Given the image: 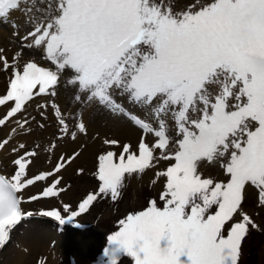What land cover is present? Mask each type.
<instances>
[{
  "label": "snow or ice",
  "instance_id": "obj_1",
  "mask_svg": "<svg viewBox=\"0 0 264 264\" xmlns=\"http://www.w3.org/2000/svg\"><path fill=\"white\" fill-rule=\"evenodd\" d=\"M0 26V249L26 203L79 228L154 174L157 198L119 219L102 264H240L264 231L248 208L255 193L264 213V0H0ZM101 119L140 135L101 139ZM90 138L97 184L74 205L66 174L86 173Z\"/></svg>",
  "mask_w": 264,
  "mask_h": 264
},
{
  "label": "rangeland",
  "instance_id": "obj_2",
  "mask_svg": "<svg viewBox=\"0 0 264 264\" xmlns=\"http://www.w3.org/2000/svg\"><path fill=\"white\" fill-rule=\"evenodd\" d=\"M7 28L9 37L11 29ZM38 63L47 64L39 55L36 56ZM97 129V130H96ZM103 131L101 139L107 136H115L122 141L136 142L140 133L133 128L112 124L107 119L97 120L93 125L92 132ZM94 134V135H95ZM3 133L0 132V136ZM87 161L77 162L86 169V173L77 178L73 170L66 174L68 183L73 187L65 198L66 202L78 201L86 192L96 188V178L93 175L96 162L95 156L101 148L100 140L88 139ZM74 168L76 165L73 166ZM154 174H148L141 180L133 179L123 191L119 201L105 199L100 201L90 214L76 218V222L82 227H76L75 223L59 225L50 218H44L37 213L46 209V205L31 202L24 207L34 213L32 218L22 221L14 229L9 243L0 249V264H102L106 258L103 249L107 247V237L118 229L119 219L135 210L141 211L148 206L151 199L157 198L162 184L157 181L151 183ZM27 199V196H25ZM249 211L254 215L257 223L264 224V213L259 212L255 193L250 194ZM54 242V246L52 244ZM37 243L36 246H34ZM27 249V251H25ZM66 259L65 263L63 260ZM121 264H134L129 257H122ZM240 264H264V231L253 230L242 245Z\"/></svg>",
  "mask_w": 264,
  "mask_h": 264
},
{
  "label": "bare ground",
  "instance_id": "obj_3",
  "mask_svg": "<svg viewBox=\"0 0 264 264\" xmlns=\"http://www.w3.org/2000/svg\"><path fill=\"white\" fill-rule=\"evenodd\" d=\"M4 45H8L9 47H11V45L9 44V31L7 28H0V46H4ZM3 80H4L3 76H0V91H3V88H4ZM94 134L95 133L92 132V135H94ZM100 135H103L102 130L100 132ZM88 152H89V150L87 148V151L84 153L83 157L81 158V161H84V162L87 161L86 158L88 156ZM69 171H70V169H69ZM36 245H37V243L34 246H36ZM65 261H66V259L63 260L64 263H65ZM81 264H85V263L82 262Z\"/></svg>",
  "mask_w": 264,
  "mask_h": 264
}]
</instances>
